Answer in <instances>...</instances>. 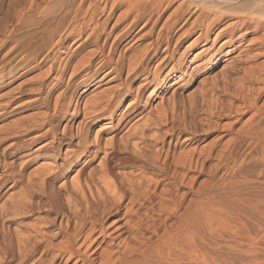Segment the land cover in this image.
Segmentation results:
<instances>
[{"label":"rangeland","instance_id":"rangeland-1","mask_svg":"<svg viewBox=\"0 0 264 264\" xmlns=\"http://www.w3.org/2000/svg\"><path fill=\"white\" fill-rule=\"evenodd\" d=\"M141 1L147 0H0V248L5 245L10 252L5 261L0 252V264L16 263L23 244L41 242L31 258L34 264L46 242V246L54 245L72 238L80 225L86 224L83 231H87L102 208L105 213L112 210L102 183L113 177L123 183L126 175L133 182H157L142 183L146 191L140 186L143 194L132 207L138 217L148 215L146 227L137 235L144 246L158 244L165 230L172 232L169 228L177 218L169 216L170 212L187 209L194 221L196 246L214 264H264V220L238 212L247 201L264 200V49L250 44L264 39V30L244 34L245 29L234 26V19L214 17L230 11L242 19L243 13L254 10L250 3L254 0H235L224 6L212 1L220 11L207 0H173L162 4L151 21L146 17L131 26L136 15L132 8ZM203 2H207L206 9ZM208 21L213 26L205 33ZM72 28L85 31L81 36L69 35ZM200 33L208 43L179 57ZM228 35L233 46L220 49ZM156 41L160 43L154 57ZM102 58L110 63L98 69ZM138 64L135 80L128 81V69ZM115 67L99 82L103 72ZM85 77V85L74 91ZM109 77L116 79L108 81ZM251 77L259 81L252 84ZM136 98V113L144 115L140 123L147 127L133 132L129 127L135 120L126 125L118 119ZM108 102L116 114L112 120L106 111L98 112ZM112 149L121 158L128 152L134 161L118 168L110 164V176L103 177L98 165ZM94 198L100 201L99 208L104 206L99 209ZM87 203L98 208L97 214L94 210L87 213ZM126 203L127 199L119 216L108 213L103 219L105 228L123 219ZM10 211L17 213H13L15 218ZM127 220L130 216L116 227ZM241 223L256 240L254 253L245 241L241 247L233 246L234 230ZM114 228L81 252L88 258L93 252L90 260L96 257L95 264L102 263L107 254L113 264H120L116 260L122 257L119 252L124 244L116 246L132 235L125 227L111 235ZM123 232L122 238L113 240ZM202 235H206V245L200 240ZM19 238L23 241L18 244ZM170 254H147L143 264H186L183 253ZM139 256L127 260L137 264ZM49 259L42 256L46 262ZM195 264H202L201 260Z\"/></svg>","mask_w":264,"mask_h":264},{"label":"bare ground","instance_id":"bare-ground-1","mask_svg":"<svg viewBox=\"0 0 264 264\" xmlns=\"http://www.w3.org/2000/svg\"><path fill=\"white\" fill-rule=\"evenodd\" d=\"M140 1V0H139ZM171 1L173 0H147L145 3H139L135 6H133L132 8V11H135L136 12V15L132 18L131 20V26H137V22H139L140 20H142L143 18H148L147 21H151L152 19V16H154V14H157L159 12V10L162 8V4L164 3H170ZM190 1V0H189ZM212 1H217V4H219V6L221 5H225V4H232L233 1L235 0H207V2H211V5L212 4ZM187 2V1H186ZM206 2V3H207ZM203 2V6L206 4ZM251 5L255 6L254 10L252 11H249V12H246V13H243V17L242 19L238 16H235L234 14L230 13V11L228 13H221V12H217V11H220V7L217 6V4L213 5L214 6H217V11L215 10V13L214 17L217 16V19H220L221 17L223 16H227V17H230L231 19H234V26H236L238 28V30H243L245 29V32L244 34H249V33H256V32H259L261 31V29L264 30V0H254L252 2H250ZM196 4V3H195ZM194 4V5H195ZM210 5V6H211ZM196 6V7H195ZM195 9H197L198 7V4L195 5ZM208 6V5H207ZM228 6V5H227ZM204 8L206 9V7L204 6ZM211 10L215 8H212V6L210 7ZM222 8V7H221ZM200 9V8H199ZM178 10V9H177ZM198 10V9H197ZM196 10V11H197ZM131 11V12H132ZM174 15V14H173ZM133 16V15H132ZM239 17V18H238ZM222 19V18H221ZM91 20V19H90ZM129 23V25H130ZM174 23V21H173ZM207 25L205 27V30L206 32L205 33H208L211 29H212V26L213 24L210 23V21L206 22ZM86 25L83 24V28L85 27ZM235 28V27H234ZM247 28V29H246ZM84 30V29H83ZM82 29L78 32L75 31L74 28L70 29L69 32H67L69 35H76V36H81L83 35L84 31ZM171 30V29H170ZM169 30V31H170ZM210 33V32H209ZM203 35V33L201 34H198V36L194 39L193 42L190 43V46H187L183 52L181 54H179V57H182L184 56V52H186V50H190V48H194L196 46H199L200 44L206 42L208 43V41H205L204 39L202 40L201 39V36ZM159 37V36H157ZM227 41L222 44L220 47V49H224L226 46H233V42L230 38V35H228L227 37ZM160 39V38H159ZM168 37L165 36V40L167 41ZM157 40V39H155ZM158 41V40H157ZM155 42V47H152L153 48V52H154V57L155 55H157V48H158V45L160 43L159 42ZM169 41V40H168ZM57 42L61 43V39H59ZM206 43L203 44V46L206 45ZM57 44V43H56ZM251 45H257L256 46V50H261V49H264V39L261 37L259 40L256 41V43L253 42L250 43ZM232 48V47H231ZM219 49V50H220ZM218 50V51H219ZM232 50V49H231ZM162 52V51H161ZM227 52V51H226ZM106 58V57H105ZM44 59V58H43ZM42 59V60H43ZM24 60V59H23ZM108 60V59H107ZM106 59H101L97 62V65H98V69H103V67H106L108 63H110L109 61H107ZM182 60V59H181ZM109 65V64H108ZM177 65H180V62H177ZM128 67V66H127ZM181 67V66H180ZM130 68V67H128ZM97 69V70H98ZM117 68H113L111 71L107 70L105 72H103V74L99 77V82L102 79V77H105V75H108L110 74L111 72L115 71ZM140 69V65L138 64V66L136 67H133V68H130L128 69V81L129 80H135L134 78V74H136ZM183 69V68H181ZM96 70V71H97ZM119 70V69H118ZM175 70H176V67L170 71V74H174L175 73ZM182 71V70H180ZM63 73V72H62ZM61 73V74H62ZM65 73V72H64ZM171 76V75H168V77ZM173 76V75H172ZM115 77V76H114ZM114 77H109V80L108 81H112L116 78ZM138 78V77H137ZM143 80L146 79V77L142 76L141 77ZM80 82L79 84H77L75 87H74V91H77L79 90L80 88H82L83 85H85V81L87 80V77L85 78H80ZM91 81V80H90ZM247 81V80H246ZM250 83L252 84H255V82L259 81V78L257 77H251L250 80H248ZM247 81V82H248ZM261 81V80H260ZM98 82V83H99ZM99 85V84H98ZM87 86V85H86ZM99 86L95 85L94 88H98ZM86 88V87H85ZM93 88V87H92ZM129 89H126L125 92H123V94H125V96L128 94V91ZM85 91L82 90V92H80L79 96H81L82 98V94H84ZM110 95V94H109ZM261 96V95H260ZM114 98V97H113ZM202 98V97H201ZM260 98V97H258ZM148 99V97H147ZM114 100V99H113ZM108 101V100H107ZM147 101V100H146ZM145 101V103H146ZM105 102V101H104ZM138 103V98L135 99L134 103L131 104V107H129V109H125V111H122V115L121 117L118 119V123H121L122 124V121H125L126 125L130 124L133 120H135V122L129 127V129L133 132H137V131H140V127H147V126H144L145 123H143L141 125V120L144 117L141 116V113L139 112L138 114L136 113V104ZM144 103V104H145ZM264 103V102H263ZM202 104V103H201ZM250 104V103H249ZM253 104H251L252 106ZM91 106V105H90ZM207 106V105H206ZM254 107L256 105H253ZM252 106V107H253ZM112 107L111 103L108 102L106 105H104L103 108H101L100 111L98 112H107L110 116V119L112 120L113 118L115 119V115L114 114V110H110V108ZM211 108V107H210ZM216 108V107H215ZM261 108V107H259ZM257 109V108H255ZM225 110V109H224ZM230 110V109H229ZM214 113L216 112V109L213 110ZM92 112V111H91ZM222 112V111H221ZM246 112V111H245ZM213 114V112H211ZM217 113V112H216ZM224 113V112H223ZM96 114V113H95ZM97 115V114H96ZM214 115V114H213ZM217 115V114H216ZM220 114H218V117H219ZM149 116V115H148ZM147 117V116H146ZM254 117V116H253ZM252 118V117H251ZM249 118V119H251ZM117 119V117H116ZM254 119V118H252ZM97 122V121H96ZM141 122V123H140ZM146 122V121H145ZM250 122V121H249ZM248 122V123H249ZM252 122V121H251ZM250 122V123H251ZM109 124V122H106ZM247 124V123H246ZM245 127V126H244ZM173 129V128H172ZM142 130V129H141ZM174 130V129H173ZM172 130V131H173ZM175 131V130H174ZM180 131V129H179ZM46 132V131H45ZM49 133V131H48ZM139 133V132H138ZM128 134V133H127ZM142 134V133H141ZM111 137V136H110ZM114 137V136H112ZM37 138V137H36ZM111 139V138H110ZM113 139V138H112ZM145 139V138H144ZM139 141V140H138ZM113 142V140H112ZM111 144V143H110ZM136 144V143H135ZM134 144V145H135ZM112 145V144H111ZM108 146V145H107ZM123 147V146H122ZM126 147V146H124ZM123 147V148H124ZM110 148V147H109ZM128 148V147H127ZM37 150V149H35ZM39 150V149H38ZM118 150H123L122 148L121 149H118ZM118 150H115V149H112L111 151L107 152L104 154V158L103 160L101 161V163L98 165L102 168V174H103V177L105 176H110L109 174V171L111 170L109 168V165L110 164H114L117 168L118 167H123V165H127L129 166V163L131 161H134L132 160V156L131 155H128V152H127V155H123L124 157L121 158L120 156L118 157V153L117 151ZM150 150V149H149ZM127 150L124 149V152H126ZM135 151V150H134ZM145 152V151H144ZM93 155L95 156L96 155V151L92 152ZM119 153H123V152H119ZM148 153V152H147ZM138 153H136L137 155ZM141 155L143 154V152L140 153ZM144 155V154H143ZM142 155V157H144ZM138 156V155H137ZM154 157V156H153ZM155 157H159V156H155ZM143 159V158H142ZM154 159V158H152ZM159 159V158H158ZM141 160V159H139ZM148 160V159H147ZM151 160V159H150ZM150 160H148L150 162ZM164 160V159H163ZM143 161V160H142ZM145 161V160H144ZM143 161V162H144ZM154 161V160H153ZM186 161V160H184ZM89 161H87L83 168L88 164ZM152 162V161H151ZM187 162V161H186ZM171 163V162H170ZM183 163V162H182ZM188 163V162H187ZM185 163V165L187 164ZM195 163V162H194ZM132 164V163H131ZM156 164V163H155ZM181 163H179V166L181 167L180 165ZM193 164V163H192ZM154 165V164H153ZM191 165V164H190ZM133 166V165H132ZM135 166V165H134ZM133 166V168H134ZM138 166V165H136ZM141 166V165H140ZM156 166V165H155ZM167 166V165H165ZM114 167V166H113ZM139 167V166H138ZM158 167V166H156ZM173 167V166H172ZM184 167V166H183ZM188 167V165H187ZM125 168V167H124ZM141 168V167H139ZM170 168V167H169ZM174 168V167H173ZM137 169V167H136ZM143 169V167H142ZM141 169V170H142ZM177 169V167H176ZM185 169V168H184ZM187 169V168H186ZM69 170V169H68ZM140 170V169H139ZM147 170V168H146ZM161 170V169H159ZM134 171V170H133ZM135 172V171H134ZM140 172V171H139ZM144 172H145V169H144ZM164 172V170H163ZM162 172V173H163ZM156 174V173H155ZM159 174V172H158ZM145 175V174H144ZM143 175V176H144ZM157 175V174H156ZM160 175V174H159ZM158 175V176H159ZM112 176V175H111ZM128 175H126V177L124 178V181L123 184L120 180H113L115 177H113V179H110V181L108 182V180L105 178H103L104 180H107L106 183H102L104 185V189H105V192L107 194V197H109V203L111 204L112 203V207L110 205V207L112 208V210H109V211H102L103 210V206L100 207L102 208L101 212H98V219L97 221H94L93 218H92V221L90 222V227L88 228L87 227V231H83V227L86 225H80V229L78 231H76L74 234H73V231H72V238H68V239H65V241H62L58 244H54L52 242H49V244L46 246V243H45V247H43L39 253V256L37 259H33L35 261L34 264H61V262L63 260H65L64 264H69L70 262H72V260L74 259L75 261L73 262V264H78V263H81V264H95L94 261H95V258L93 260H90L92 258L91 255H94V253L92 252V254L90 253V257L88 258V256H86V253L85 251L81 252V248H84V246H87L86 244H88L89 242H94L95 240L98 241L100 237L104 236L106 234V232L109 230V229H112L114 227H116L118 224L121 223V221H124V218L127 217V216H130V220H127L124 222V225L122 227H116L113 229V231L111 232V235H115L116 233H118L119 231H121V229H123L124 227L126 228V233H130L132 236L131 237H128V239L126 238L125 240L121 241L118 243V245L116 246L117 248H119L120 244H124V247H121L122 248V251L119 252V254L122 256L121 258H118V260H116L117 262H119L120 264H132V261H128L127 260V257H133V256H137V255H141L139 256V259L137 260V264H143L144 263V259H145V255L147 254H151V253H157V254H162V255H168V256H171V252L172 251H179L181 253L184 254L185 256V260H186V264H195L197 260H201V263L202 264H214V261H212V259L208 256L209 254L205 252V250L201 251V249L198 248V246H196V235H195V230H194V221H193V218H192V214L188 213L187 209L184 210L182 213H179L177 214L178 212H176L175 210H173L172 212H170V215H173L176 216L177 218V223H173L174 225H172V227L169 228V225L168 228L169 229H172V232L170 233H166L167 230H165V232H163V234L161 235V238H160V242L158 244H152L151 246H144L143 245V242H140L138 241L139 240V237H137L138 234L141 233V231L143 230L142 227H146L145 224L147 222V216L148 215H142L141 217H138L136 215L135 212H133L132 210V207H133V204L136 202V200L139 198V195H141V190H144L145 188L144 185H141L142 183L144 184L145 182V185L148 184L149 186L150 185H157V182L156 180H149V181H145V179H141L139 180L140 182H133L131 179L127 178ZM142 176V174H141ZM124 177V175H123ZM163 177V176H161ZM101 179V182H102V177H100ZM141 178V177H140ZM143 178V177H142ZM121 179V178H120ZM123 179V178H122ZM160 179V178H158ZM164 179V178H163ZM77 180V179H76ZM143 181V182H141ZM162 181V180H161ZM75 182V181H74ZM160 182V181H159ZM78 184V183H77ZM140 186H142L143 189L140 190ZM127 188V189H126ZM10 189H12V187L8 188L7 191H9ZM80 189V188H79ZM76 190V189H75ZM84 190V189H83ZM78 191V190H76ZM90 191V190H88ZM104 191V190H103ZM127 191L130 192V196L128 197L127 196ZM146 190H144L143 192H145ZM105 192H103V194H105ZM141 192V193H140ZM84 193V191H83ZM146 193L149 194V192L147 191ZM93 192L92 190L90 191V195H92ZM101 194V193H100ZM105 194V196H106ZM143 194V193H142ZM147 194V195H148ZM55 195V194H54ZM53 195V196H54ZM85 195V194H84ZM96 195V194H95ZM145 195V194H144ZM94 196V195H93ZM91 196V197H93ZM101 196V195H100ZM143 196V195H142ZM146 196V195H145ZM151 196V195H150ZM95 197V196H94ZM98 199H99V196H97ZM102 197V196H101ZM100 197V198H101ZM144 197V196H143ZM103 198V197H102ZM105 198V197H104ZM103 198V199H104ZM141 198V197H140ZM139 198V199H140ZM148 199L150 197H147ZM152 198V197H151ZM85 199V198H84ZM96 198H94V202ZM127 199V203H126V206L124 207L125 209V212L124 214L122 215L123 216V219H118L116 220L115 222L113 223H110L109 226H107L105 228V225H106V222L103 220L106 216H108L111 211H113V213H110L109 216H112V217H116V216H119L122 212L121 210V204L124 203V201ZM144 199V198H143ZM148 199H145L144 202H148ZM87 200V199H85ZM102 200V199H101ZM258 200V199H257ZM260 200V199H259ZM22 201V200H21ZM85 202V201H84ZM87 202V201H86ZM100 202V201H99ZM99 202H96L95 204L98 206L99 208ZM107 202V200H106ZM138 202V201H137ZM136 202V203H137ZM152 202V201H151ZM163 202V201H162ZM143 203V202H142ZM154 203V201H153ZM186 203V202H185ZM21 204V203H20ZM72 203H70L71 205ZM102 204V203H101ZM106 204V203H105ZM108 204V203H107ZM172 204V202H171ZM19 205V203H18ZM22 205V204H21ZM58 205V204H57ZM128 205V207H127ZM15 206V205H14ZM56 206V205H55ZM73 206V205H72ZM71 206V207H72ZM84 206V205H83ZM144 206V205H143ZM155 206V205H154ZM70 207V206H69ZM106 207V206H105ZM21 208V206H20ZM78 208V207H77ZM98 208L93 209L92 205L90 203H87L86 204V211L87 213H90L92 210L96 211L94 214H97V211H98ZM99 208V209H100ZM108 208V207H107ZM139 208V207H138ZM149 208V207H148ZM73 209L76 210L75 208V205L73 206ZM85 210V208H83ZM105 209V208H104ZM141 209V208H140ZM169 209V208H168ZM72 210V209H71ZM153 210V209H152ZM170 210V209H169ZM92 211V212H94ZM138 211V210H136ZM167 211V210H166ZM171 211V210H170ZM242 211V212H241ZM18 212V211H17ZM24 212V211H23ZM75 212V211H74ZM78 212V210L76 211ZM91 212V213H92ZM161 212V211H160ZM238 212H241V214H244L245 216H254V217H258V218H261L264 220V200H261L258 202V204L256 203H252V202H248L247 201V204L245 206H243L240 211ZM10 213H12V211H10ZM9 213V214H10ZM14 213V211H13ZM12 213V214H13ZM165 213V212H164ZM14 214H17V213H14ZM14 214L12 215L14 218ZM75 214V213H74ZM86 214V213H85ZM138 214V213H137ZM149 214V213H148ZM169 214V213H168ZM240 214V213H239ZM8 215V213H7ZM19 215V214H18ZM84 215V214H83ZM90 215V214H89ZM88 215V216H89ZM77 215L75 214V217ZM85 216V215H84ZM167 216V215H166ZM12 217V218H13ZM18 217V216H17ZM168 217V216H167ZM165 217V218H167ZM13 218V219H14ZM78 218V217H77ZM83 218V217H82ZM96 218V217H95ZM132 218V219H131ZM136 219L135 221L133 220ZM10 219V218H9ZM87 219V218H86ZM85 219V220H86ZM89 219V218H88ZM87 219V221L89 222V220ZM171 219V218H170ZM78 220V219H77ZM76 220V221H77ZM146 220V221H145ZM165 222L167 221V219L164 220ZM81 223V222H80ZM86 223V222H85ZM164 223V222H163ZM257 223H255V226H256ZM76 225V224H75ZM166 225V224H165ZM241 225V226H240ZM74 227V226H73ZM259 227V225L257 226ZM61 228V227H60ZM86 228V227H85ZM75 229V228H74ZM245 227L243 226V224H239L237 230H234V239H235V243L233 246H235L234 248H238V247H241V245L243 244L242 241H245L247 244H248V248H249V252L250 253H254V249L257 247V244H256V240L255 238L249 233V231H244ZM147 230V229H146ZM125 232L123 233H120L119 235H116L114 236L115 238L113 240H118L119 238H122L123 235H125ZM58 233V232H57ZM152 233H154V230L152 231ZM215 233V232H214ZM155 234V233H154ZM216 234V233H215ZM59 235V234H58ZM43 236V235H42ZM70 236V235H69ZM206 236V235H205ZM205 236H201V242L203 243V245H206V241L205 239ZM107 238V237H106ZM111 238V237H110ZM205 238V239H204ZM233 238V237H232ZM20 239V238H19ZM22 239V238H21ZM20 239V240H21ZM25 239V238H24ZM29 239V238H28ZM35 239V238H34ZM41 239V238H40ZM46 239V238H45ZM19 240V241H20ZM38 240V239H37ZM23 240H21L19 243H21ZM36 241V240H35ZM33 241V242H35ZM40 241L44 242L43 239H41ZM24 242H26L24 240ZM32 242V243H33ZM31 242H29L30 244ZM52 243V244H51ZM78 243H81L80 246H77ZM17 244V245H18ZM28 244V243H27ZM28 244V245H29ZM91 244V243H90ZM99 244V242H98ZM233 244V243H232ZM1 245V244H0ZM22 245V244H20ZM18 245V246H20ZM26 246V244L22 245V247L20 249H18L19 253L17 255H19V260L15 262H13L14 264H33L31 262V258L32 256L35 254V252L37 251L38 248L41 247V242H36V244H32V246ZM89 245V244H88ZM17 246V247H18ZM43 246V245H42ZM230 246V245H229ZM232 246V247H233ZM16 247V248H17ZM89 247V246H88ZM87 248V247H86ZM160 248L159 251L157 252H153V251H156ZM218 249V248H217ZM251 249V250H250ZM8 250L9 248H7L5 245L4 246H1L0 248V252L2 253V260L5 261L7 260V256H9V253H8ZM21 250V251H20ZM239 250V249H238ZM111 253V252H110ZM113 253V254H112ZM111 254L114 255V252H112ZM8 254V255H7ZM96 254V253H95ZM116 254V253H115ZM117 254V255H119ZM16 254H14L13 256H15ZM35 256V255H34ZM42 256H48L50 257L49 259V262H46L44 260H42ZM1 257V256H0ZM12 257V255H11ZM10 257V258H11ZM118 257V256H117ZM35 258V257H34ZM44 258V257H43ZM128 258V259H129ZM130 258V259H131ZM14 259V258H13ZM1 260V262H2ZM11 260H9V263H10ZM113 259L111 257V255L107 254V256H105L104 260L102 261V263L100 264H113ZM8 262V261H7ZM6 262V263H7ZM176 263V261H171V264H174Z\"/></svg>","mask_w":264,"mask_h":264}]
</instances>
